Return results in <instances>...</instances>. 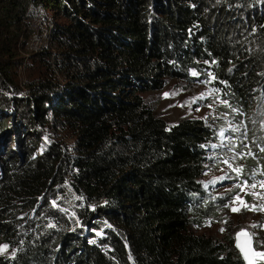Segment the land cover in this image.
I'll use <instances>...</instances> for the list:
<instances>
[{
  "label": "trees",
  "instance_id": "1",
  "mask_svg": "<svg viewBox=\"0 0 264 264\" xmlns=\"http://www.w3.org/2000/svg\"><path fill=\"white\" fill-rule=\"evenodd\" d=\"M47 9L49 47L28 51ZM171 78L234 109L243 166L264 180V0H0V239L13 249L0 264H245L233 235L194 231L224 204L201 186L216 133L155 112L143 93ZM50 128L71 153L42 145ZM66 175L72 228L49 200Z\"/></svg>",
  "mask_w": 264,
  "mask_h": 264
},
{
  "label": "rangeland",
  "instance_id": "2",
  "mask_svg": "<svg viewBox=\"0 0 264 264\" xmlns=\"http://www.w3.org/2000/svg\"><path fill=\"white\" fill-rule=\"evenodd\" d=\"M50 12L47 9L40 14L44 18L43 24L36 21V18L33 19L31 23L33 33L27 45L28 51L35 49L30 44L42 39L44 30L52 23ZM59 15L57 13V18L61 20ZM205 74L208 80L212 78L209 72ZM20 75L22 88L19 92L24 93L23 84L29 74L25 68H21ZM143 96L155 108V112L168 123H176L183 118H199L216 133V140L213 143L215 150L210 154L211 160L205 164L201 186L213 198L224 199V204L218 210L217 216L206 220L200 227H194V231L213 235L220 240H224L226 235L234 236L237 231H249L253 239L261 244L264 243V180L255 176L258 175L257 172L249 173L243 166L244 160L249 157L247 149L250 142L247 130L235 120L234 109L219 97L218 92L195 79L188 81L171 78L162 89L144 92ZM258 125L264 131V117ZM50 129L52 133L49 134L53 137L47 134L48 131L43 130L42 145L53 138L60 143H66L67 153H71L73 142L65 134L67 132ZM70 185L71 180L66 176V182L57 194L58 198L51 199L52 206L64 215L75 213L76 205H81L79 196H75L78 198L74 199L70 195L77 194ZM233 208L238 211H233ZM96 234L99 235V230ZM5 245L0 239V255L12 254L13 249L8 246L4 249ZM261 250H264V247Z\"/></svg>",
  "mask_w": 264,
  "mask_h": 264
},
{
  "label": "water",
  "instance_id": "3",
  "mask_svg": "<svg viewBox=\"0 0 264 264\" xmlns=\"http://www.w3.org/2000/svg\"><path fill=\"white\" fill-rule=\"evenodd\" d=\"M242 232L247 233L248 235L241 236L238 239V234ZM233 244L236 250L239 252L245 264H257L258 261L264 260V256H258L254 254V253H264V250L257 249L254 246V239L249 231L235 232ZM241 245H243V249Z\"/></svg>",
  "mask_w": 264,
  "mask_h": 264
},
{
  "label": "built area",
  "instance_id": "4",
  "mask_svg": "<svg viewBox=\"0 0 264 264\" xmlns=\"http://www.w3.org/2000/svg\"><path fill=\"white\" fill-rule=\"evenodd\" d=\"M36 21H39L40 24H43L44 23V18L42 15H39L37 18H36ZM52 24L49 25V28L48 29H45L44 30V37H42V39L40 38L39 41L37 40L36 43H31L30 46H34V50L33 51H41L43 49H46L49 47V42H48V38H49V34L51 32V29H52ZM42 33V34H43ZM36 153L33 154V156H35ZM68 176V175H66ZM66 182V181H65ZM65 183H63L62 185H64ZM62 185H58L57 186V191H56V197H57V194L62 190ZM71 189L74 191V193L76 192L74 189H73V186L72 184L70 185ZM71 196H73L74 199H77L78 197H75V196H79L78 194H70ZM58 198V197H57ZM56 198V199H57ZM51 199L53 198H50V203H51ZM55 199V198H54ZM81 205H76V209L80 208ZM65 217L67 218L68 222H69V226L72 228L74 226H79L81 224V217L76 213H73L71 215H65ZM98 230V229H97ZM97 230H94L95 234L97 233ZM101 231L99 230V235H101ZM97 234V236H99Z\"/></svg>",
  "mask_w": 264,
  "mask_h": 264
},
{
  "label": "snow or ice",
  "instance_id": "5",
  "mask_svg": "<svg viewBox=\"0 0 264 264\" xmlns=\"http://www.w3.org/2000/svg\"><path fill=\"white\" fill-rule=\"evenodd\" d=\"M237 171H239V169H237ZM233 211H238V209H235V208H233L232 209ZM223 230V229H222ZM248 234L247 233H244V232H242V233H239L238 234V239H239V237H241V236H247ZM4 247V249H6L7 248V245H5V246H3ZM241 247H242V249H243V245H241ZM255 255H258V256H264V253H254Z\"/></svg>",
  "mask_w": 264,
  "mask_h": 264
}]
</instances>
